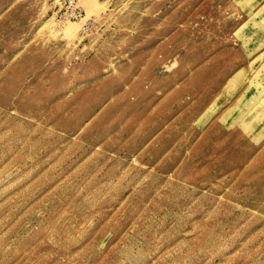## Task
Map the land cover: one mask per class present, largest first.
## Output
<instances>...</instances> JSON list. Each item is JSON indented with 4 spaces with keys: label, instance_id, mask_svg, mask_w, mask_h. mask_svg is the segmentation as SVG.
Masks as SVG:
<instances>
[{
    "label": "rangeland",
    "instance_id": "374dc122",
    "mask_svg": "<svg viewBox=\"0 0 264 264\" xmlns=\"http://www.w3.org/2000/svg\"><path fill=\"white\" fill-rule=\"evenodd\" d=\"M64 2L0 0V264H264V0Z\"/></svg>",
    "mask_w": 264,
    "mask_h": 264
},
{
    "label": "built area",
    "instance_id": "2783aa9c",
    "mask_svg": "<svg viewBox=\"0 0 264 264\" xmlns=\"http://www.w3.org/2000/svg\"><path fill=\"white\" fill-rule=\"evenodd\" d=\"M83 0H65L59 7V15L62 20H78L81 18L82 10L80 2Z\"/></svg>",
    "mask_w": 264,
    "mask_h": 264
},
{
    "label": "bare ground",
    "instance_id": "6f19581e",
    "mask_svg": "<svg viewBox=\"0 0 264 264\" xmlns=\"http://www.w3.org/2000/svg\"><path fill=\"white\" fill-rule=\"evenodd\" d=\"M81 5V4H80ZM82 8V7H81ZM94 10H95V8H93ZM72 24H68L67 26H65L64 28H63V32L64 33H70L71 31H72Z\"/></svg>",
    "mask_w": 264,
    "mask_h": 264
}]
</instances>
